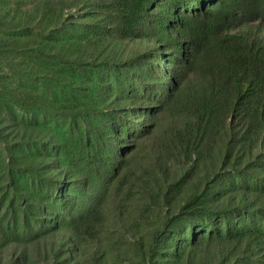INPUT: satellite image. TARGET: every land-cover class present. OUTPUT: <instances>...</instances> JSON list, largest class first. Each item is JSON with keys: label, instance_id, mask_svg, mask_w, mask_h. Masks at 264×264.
Returning <instances> with one entry per match:
<instances>
[{"label": "rangeland", "instance_id": "374dc122", "mask_svg": "<svg viewBox=\"0 0 264 264\" xmlns=\"http://www.w3.org/2000/svg\"><path fill=\"white\" fill-rule=\"evenodd\" d=\"M217 1L153 0L133 21L114 2L72 15L77 85L63 83L68 105L47 111V135L31 143L41 162L12 171L43 196L37 221L7 189L0 144L1 264H145L157 233L156 264H264V134L235 169L187 145L174 116L187 74L180 24ZM229 26L264 40V13H234ZM194 196L201 214L169 221Z\"/></svg>", "mask_w": 264, "mask_h": 264}, {"label": "trees", "instance_id": "16d2710c", "mask_svg": "<svg viewBox=\"0 0 264 264\" xmlns=\"http://www.w3.org/2000/svg\"><path fill=\"white\" fill-rule=\"evenodd\" d=\"M150 1L0 0V144L9 158L3 165L9 175L6 185L14 199L25 201L35 213V221L39 210L47 209L43 196L33 182L15 179L12 171L13 166L32 168L41 162L32 154L31 143L47 135L43 125L47 111H63L68 105L63 83L77 85L70 75L81 58L72 15L91 7L109 10V2H114L116 13L133 21L144 17ZM237 12L253 19L264 13V0H218L197 14H185L178 37L188 43L187 74L173 91L174 116L185 120L181 127L185 143L201 145L210 158L216 149L220 164L235 169L239 152L244 155L259 146L264 134V40L250 37L247 30L230 29L229 18ZM163 36L174 38L167 31ZM15 161L20 163L12 165ZM197 198L191 197L169 221L179 217L189 222L201 214ZM154 239L145 264L158 262ZM180 248L175 251L178 256Z\"/></svg>", "mask_w": 264, "mask_h": 264}]
</instances>
